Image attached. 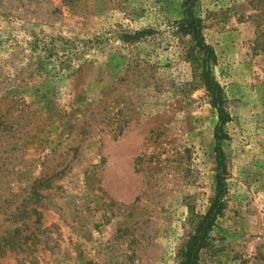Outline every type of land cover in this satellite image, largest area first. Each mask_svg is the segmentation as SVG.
<instances>
[{
    "label": "rangeland",
    "instance_id": "1",
    "mask_svg": "<svg viewBox=\"0 0 264 264\" xmlns=\"http://www.w3.org/2000/svg\"><path fill=\"white\" fill-rule=\"evenodd\" d=\"M182 2L0 0V234L18 231L0 264H179L215 193L218 121ZM195 14L230 114L199 264H264V0Z\"/></svg>",
    "mask_w": 264,
    "mask_h": 264
},
{
    "label": "trees",
    "instance_id": "2",
    "mask_svg": "<svg viewBox=\"0 0 264 264\" xmlns=\"http://www.w3.org/2000/svg\"><path fill=\"white\" fill-rule=\"evenodd\" d=\"M197 3L198 0H183L182 17L175 21V26L178 30L190 35L193 46L196 48L197 52L201 54L200 78L208 92L210 104L213 105L218 112V121L214 128V135L217 140V145L215 147L216 183L215 193L210 199L208 209L199 217L193 233L187 238L185 244L181 247L179 252V264H199L200 254L202 250L210 244L211 231L218 217L223 214L226 207L225 193L227 191V167L226 156L221 146V141L226 137L223 126L228 120H230V114L224 106L225 95L223 88L211 75L210 63L215 59V52L212 45L205 40L202 32L201 18L195 14ZM147 32H149L148 29H139L135 31L134 34L139 36ZM7 133L8 132H5L2 127L0 132V142L2 138L7 136ZM7 152H9L7 149H2L0 151V181L8 183L10 179L5 177L8 176V172H10V168L7 166L10 159L8 155L4 154ZM7 193L12 196L14 192L9 189L7 190ZM2 201L4 202L3 206L0 204V206L3 207L2 213H7L8 220H11L9 216L14 213L12 210L8 211L11 199L5 197ZM16 229V226L12 229L5 228L3 233L0 234V248L9 245L12 242L11 235L15 236L18 233ZM11 231H13V233H10Z\"/></svg>",
    "mask_w": 264,
    "mask_h": 264
}]
</instances>
